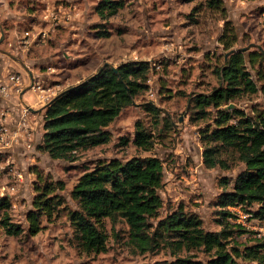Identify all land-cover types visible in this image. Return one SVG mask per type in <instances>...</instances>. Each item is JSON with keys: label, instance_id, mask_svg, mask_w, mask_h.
<instances>
[{"label": "rangeland", "instance_id": "obj_1", "mask_svg": "<svg viewBox=\"0 0 264 264\" xmlns=\"http://www.w3.org/2000/svg\"><path fill=\"white\" fill-rule=\"evenodd\" d=\"M100 1L0 0V37L5 35L0 81L8 83L7 92H0V264H169L183 255L207 261L210 255L201 249L177 251L163 242L142 250L131 241L130 226L119 211L102 218L106 249L87 250L69 218V211L78 208L74 185L100 162L157 156L164 167L159 216L184 207L201 217L205 229L219 230V197L245 169L232 153L228 167H207L202 132L215 126L217 109L202 114L192 99L221 84L218 70L230 52L221 38L234 29L231 49L247 47L239 51L258 91L231 104L252 116L264 112V0H221L219 8L211 7V0H118L123 6L107 19L96 10ZM130 60L150 61V86L107 127V143L69 159L52 158L39 148L49 100L98 72L106 61L117 66ZM30 72L35 78L31 87ZM13 74L21 76V83L12 80ZM37 83L42 87L35 90ZM40 95L49 100L41 101ZM148 101L162 109L159 123L145 110ZM137 122L152 133V149L135 144ZM43 180L64 183L56 191L63 203L50 218L41 216L42 229L32 234L28 213ZM4 197L9 207L3 206ZM251 208L256 205L241 209ZM6 216L23 232L9 234ZM158 218L151 219L153 225ZM229 219L236 223L231 214ZM234 239L242 248L260 243L243 228Z\"/></svg>", "mask_w": 264, "mask_h": 264}, {"label": "trees", "instance_id": "obj_2", "mask_svg": "<svg viewBox=\"0 0 264 264\" xmlns=\"http://www.w3.org/2000/svg\"><path fill=\"white\" fill-rule=\"evenodd\" d=\"M122 6L123 2L118 0H101L96 10L107 19ZM210 6L219 8L221 0H211ZM230 32L221 40L231 51L233 43L229 36L234 35V29ZM242 57L241 51L231 52L218 70L221 84L210 92L195 94L192 99L202 114L207 115L209 108L217 109L215 126L202 132L207 167H228L231 153L245 163V169L235 178L231 189L219 197L221 229H205L201 217L185 211L184 207L159 216L164 205L159 192L164 167L159 157H133L127 161L114 158L84 172L72 190L78 208L69 211V218L87 250L106 249L102 218L119 211L130 226L131 241L144 251L163 242L177 251L201 249L210 255L207 261L190 255L176 256L169 264H264L262 244L240 247L234 237L242 228L229 221L228 206L235 204L256 205L255 214L264 218V112L252 116L244 109L229 106L235 98L258 91ZM150 73L149 60H130L117 65V71L106 65L60 91L44 107V134L39 148L52 158L69 159L79 151L107 143L110 140L107 127L137 96L149 89ZM144 108L159 123L162 109L149 101L144 103ZM152 136L143 123L137 122L136 145L152 149ZM64 188L62 181L43 180L37 186L34 208L28 213L30 233L36 234L42 229L41 216L50 218L62 205L63 198L56 191ZM2 201L5 207L11 204L7 197ZM154 218H158L155 225L151 222ZM3 224L9 234L17 235L24 230L11 222L9 216L3 219Z\"/></svg>", "mask_w": 264, "mask_h": 264}, {"label": "built area", "instance_id": "obj_3", "mask_svg": "<svg viewBox=\"0 0 264 264\" xmlns=\"http://www.w3.org/2000/svg\"><path fill=\"white\" fill-rule=\"evenodd\" d=\"M12 80H17L18 84L21 83V76L20 75H12ZM35 85V82L33 86ZM17 86V84H16ZM42 85L40 83L36 84L35 90L37 88H41ZM8 88V83H4L0 81V92L6 93ZM41 101H48L49 97L47 95H40ZM29 109L27 106H24L22 110L23 117L28 115ZM243 204H235L228 206L229 211L231 212V219L236 221L237 224H240L242 228L248 231L251 235L255 238L259 239L262 247L264 248V218H261L255 214L256 208H251L249 211L243 212L242 211ZM235 215V216H233Z\"/></svg>", "mask_w": 264, "mask_h": 264}, {"label": "water", "instance_id": "obj_4", "mask_svg": "<svg viewBox=\"0 0 264 264\" xmlns=\"http://www.w3.org/2000/svg\"><path fill=\"white\" fill-rule=\"evenodd\" d=\"M4 33L2 32V36L0 37V41H2L3 39H4ZM247 49V47H240V48H238V49H232L228 54H230L231 52H234V51H239V50H246ZM106 65H110L115 71H117V66H115L114 64H112V63H110V62H108V61H106L104 64H103V66L100 68V70L104 67V66H106ZM30 74H31V80H32V83H31V85H30V87L31 86H33V84H34V82H35V78H34V76H33V74L30 72ZM30 87H27V89L28 88H30ZM26 89V90H27ZM230 107H234L235 106V104H230L229 105Z\"/></svg>", "mask_w": 264, "mask_h": 264}, {"label": "crops", "instance_id": "obj_5", "mask_svg": "<svg viewBox=\"0 0 264 264\" xmlns=\"http://www.w3.org/2000/svg\"><path fill=\"white\" fill-rule=\"evenodd\" d=\"M30 81L32 82V80L30 79ZM30 81H28L26 84L28 85L29 83H31ZM12 118L15 117L16 113L15 112H11Z\"/></svg>", "mask_w": 264, "mask_h": 264}]
</instances>
